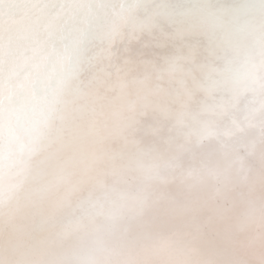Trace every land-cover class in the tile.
I'll return each mask as SVG.
<instances>
[{"label":"clouds","instance_id":"clouds-1","mask_svg":"<svg viewBox=\"0 0 264 264\" xmlns=\"http://www.w3.org/2000/svg\"><path fill=\"white\" fill-rule=\"evenodd\" d=\"M0 264H264V0H0Z\"/></svg>","mask_w":264,"mask_h":264}]
</instances>
